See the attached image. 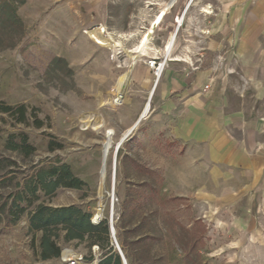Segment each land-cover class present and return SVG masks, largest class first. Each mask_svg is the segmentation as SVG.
Masks as SVG:
<instances>
[{
	"label": "rangeland",
	"instance_id": "rangeland-1",
	"mask_svg": "<svg viewBox=\"0 0 264 264\" xmlns=\"http://www.w3.org/2000/svg\"><path fill=\"white\" fill-rule=\"evenodd\" d=\"M163 5L164 0H26L18 9L26 30L14 49L0 52V104H25L29 115L35 114L44 126L36 127L31 117L28 125L18 124L0 112V157L17 161L23 171L38 165H69L85 186L81 190L60 191L43 202L55 208L76 206L90 214L93 221L102 201L101 222L110 228L113 212L115 236L111 238L109 231L107 236L67 242L66 233L61 231L57 241L60 257L45 261L41 249L43 232L31 231L25 215L13 227L0 226V264H71L86 260H98L99 264L115 239L122 250L124 244L132 248L142 236L151 238L152 264H264V207L257 210L256 223L234 226L223 213H218L214 221L191 200L165 194L163 183L156 185V176L148 170L163 178L167 155H179L183 148L163 133L151 130L152 111L123 142L115 165L117 145L141 117L147 103L144 99L137 112V97L132 92L125 93L122 106L114 104L118 81L132 63L126 50L137 45ZM95 27H104L107 34L122 42L123 48L115 52L98 45L89 33ZM156 34L157 31L153 38ZM160 39L157 35L153 42L158 50ZM185 53L188 57L181 55L183 59L190 60L191 53L197 57L199 52ZM57 58L66 64L50 70ZM143 61L136 64L132 91L142 88L137 73L145 70ZM66 66L73 75L66 73ZM186 68L191 71L188 64L181 63L177 70ZM151 89L150 85L146 93ZM91 123L98 128L94 129ZM108 130L115 132L114 147L100 199L103 146ZM20 133H26L36 149L30 158L24 159L5 148L8 138ZM51 143L63 147L55 145L51 150ZM149 184L156 185L158 191ZM259 189L263 203L264 184ZM12 190L13 187L6 192ZM202 236L204 245L197 241ZM64 250H71L76 256L63 260ZM127 254L131 253L127 250ZM127 264L138 263L127 260Z\"/></svg>",
	"mask_w": 264,
	"mask_h": 264
},
{
	"label": "crops",
	"instance_id": "crops-1",
	"mask_svg": "<svg viewBox=\"0 0 264 264\" xmlns=\"http://www.w3.org/2000/svg\"><path fill=\"white\" fill-rule=\"evenodd\" d=\"M168 3L164 0L162 9ZM187 7L170 51L172 62L159 84L154 86L145 65L137 73L142 88L132 91V74L125 93L136 95L137 112L146 99L151 130L183 148L165 159L163 192L191 200L214 221L223 213L234 226L251 225L264 207L259 197L264 184V0H177L156 34L161 49L153 45L155 36L146 57L165 52L174 18ZM188 50L199 52L201 68L179 72L181 63L199 59L192 53L190 60L183 59ZM143 113L121 140L139 126Z\"/></svg>",
	"mask_w": 264,
	"mask_h": 264
},
{
	"label": "trees",
	"instance_id": "trees-1",
	"mask_svg": "<svg viewBox=\"0 0 264 264\" xmlns=\"http://www.w3.org/2000/svg\"><path fill=\"white\" fill-rule=\"evenodd\" d=\"M26 4V0H0V52L14 49L25 34V24L18 14V9ZM66 64L61 58L55 59L50 70L58 65ZM66 73L73 75L72 70L66 66ZM0 112L8 114L18 124H29V118H33L34 125L38 128L44 126V122L35 114L29 115V107L25 104L9 106L0 104ZM55 145L62 148V144H50L54 150ZM6 150L18 154L22 158L32 157L36 149L29 141L26 133L13 134L8 138ZM17 168V169H16ZM17 161L11 158L0 157V226L7 228L16 225L23 216L27 215L30 230L43 232L41 249L45 261L57 259L61 255L58 246L59 232L66 233L65 240L82 241L85 237L96 238L109 235V227L106 222L93 224L90 214L85 213L76 206L50 207L43 200L56 197L60 191L66 189L81 190L85 183L76 177L67 164H50L33 166L23 171ZM148 172L156 176V185L160 186L164 179L155 172ZM16 181V182H15ZM15 183V184H14ZM151 185V184H149ZM156 185L150 188L154 191ZM13 187L12 192H6ZM121 214H123L121 212ZM204 237L197 238L204 245ZM151 238L139 237L133 242V247L123 245L122 251L126 260H135L138 264H152ZM127 250L131 253L127 254ZM92 260H86L83 264H90ZM69 264V263H65ZM99 264H122L118 252L110 247L109 252L103 257Z\"/></svg>",
	"mask_w": 264,
	"mask_h": 264
},
{
	"label": "bare ground",
	"instance_id": "bare-ground-1",
	"mask_svg": "<svg viewBox=\"0 0 264 264\" xmlns=\"http://www.w3.org/2000/svg\"><path fill=\"white\" fill-rule=\"evenodd\" d=\"M169 9H170L169 5L167 4V6H165V8L162 9L158 13V15L156 17H154V19L151 21L149 28L141 35V37L138 40L137 45L130 50H126V53L129 55V58H130V60H132V63L130 65L129 71L126 74H124L118 81L117 90L119 92L118 93L119 98H123V99L125 98L124 95L122 94V92L125 93L128 90V88L130 87V85L132 83V74H133V71H134L135 66L138 63V61H143L144 57H146L147 55H149L151 53L152 47L150 46V41L152 40L153 36L155 35L156 31L158 30V26L161 24V22L164 20V18L168 14ZM89 33L92 36V39L95 40V42L98 45L106 46L108 48L110 47L115 52L117 51V49H119L123 46L122 42L120 40L115 39L112 37V35H110L111 33L107 34L106 29L104 27H95ZM176 40H177V37H175L173 34L170 37V41H169L168 46L164 49L165 52L163 53V55H166L167 53H169V57H170V51L172 50L173 46L175 45ZM154 55H153V57H150V58H157L160 55V53H158V55L156 54V56H154ZM150 58H147V60ZM180 58H181V56H180ZM180 58H178V59H180ZM147 60H146V62H147ZM170 60H171V58H170ZM149 108H150V106L147 103L145 110H144V113H143V117H145L148 114ZM87 123H89V122H86V124ZM90 125L94 129L98 128L95 125H93L92 123ZM114 136H115V132L113 130L107 131L104 146H103V164H102V170H101V180H100V189H99L100 199L103 198V194L105 191V184H106V178H107L106 166H107V162H108V159L110 156V151L114 147ZM115 165H116V160H115ZM114 182H115V179H114ZM103 213H104V205H103V202L100 201L99 205L96 209V213L93 217V222L95 224L99 223L102 220ZM75 256H76L75 253L71 250H64L63 254H62L63 260H70V259L74 258Z\"/></svg>",
	"mask_w": 264,
	"mask_h": 264
},
{
	"label": "built area",
	"instance_id": "built-area-1",
	"mask_svg": "<svg viewBox=\"0 0 264 264\" xmlns=\"http://www.w3.org/2000/svg\"><path fill=\"white\" fill-rule=\"evenodd\" d=\"M176 3H177V0H169V3H168L169 8L173 9L175 7ZM187 10H188V7L181 14V16H177L176 18H174L175 29H174V32L171 34V36L173 34L175 37H179L181 35V30H182L183 25H184V20H185ZM161 24H162V22H161ZM161 24L158 26V30L161 28ZM197 57H199V59L195 60L194 62H191V61L186 62L191 67L192 72H196V71L200 70V68H201V61H202L201 57L200 56H197ZM171 62H172V60H170L169 53H167L166 55L160 54L157 58H150L147 60V62H145V65L151 71L152 82H153L155 87L159 84V81H160L162 75L164 74L169 63H171ZM123 102H124V99L119 98V96H118L115 99L114 104H115V106L119 107V106L123 105ZM101 221L99 223H101ZM99 223H97V224H99ZM111 244H112L113 248H115L116 246L119 247L116 239H115V241H112ZM79 261H82V258H79ZM83 263H85V262L81 263V262L75 261L71 264H83ZM90 264H98V260L95 261L94 263L91 262Z\"/></svg>",
	"mask_w": 264,
	"mask_h": 264
},
{
	"label": "water",
	"instance_id": "water-1",
	"mask_svg": "<svg viewBox=\"0 0 264 264\" xmlns=\"http://www.w3.org/2000/svg\"><path fill=\"white\" fill-rule=\"evenodd\" d=\"M132 133V131L127 135V136H125L122 140H121V142L117 145V148H116V155H115V160H116V156H117V153H118V150L120 149V147H121V145H122V143L127 139V137L130 135ZM115 175H116V168L114 167V179H115ZM92 223L93 224H95L93 221H92ZM110 233H111V238H114V236H115V228H114V225H113V212H112V214H111V221H110ZM114 250L116 251V252H118V254L120 255V257H121V260H122V264H127V260H126V258H125V255H124V253H123V251L121 250V248L120 247H115L114 248Z\"/></svg>",
	"mask_w": 264,
	"mask_h": 264
}]
</instances>
